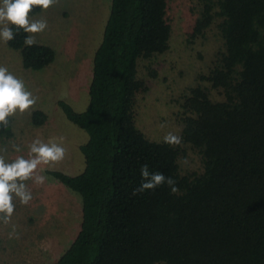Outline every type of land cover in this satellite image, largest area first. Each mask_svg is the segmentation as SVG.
<instances>
[{"label": "trees", "instance_id": "16d2710c", "mask_svg": "<svg viewBox=\"0 0 264 264\" xmlns=\"http://www.w3.org/2000/svg\"><path fill=\"white\" fill-rule=\"evenodd\" d=\"M168 0H111L102 40L92 59L88 104L58 107L87 134L79 147L83 171L49 174L81 198L80 229L53 264H264V0H200L190 38L213 25L223 43L211 70L180 97L179 145L147 138L136 125L135 103L149 92L138 64L169 50ZM34 6L30 16L41 13ZM24 70L55 61L49 46L24 44L23 29L9 25ZM218 91L221 100L213 99ZM46 115L34 111L33 127ZM14 136L13 120L0 125V144ZM185 147L200 168L182 174ZM176 181L133 194L141 167Z\"/></svg>", "mask_w": 264, "mask_h": 264}, {"label": "rangeland", "instance_id": "374dc122", "mask_svg": "<svg viewBox=\"0 0 264 264\" xmlns=\"http://www.w3.org/2000/svg\"><path fill=\"white\" fill-rule=\"evenodd\" d=\"M199 3L200 0H168L167 19L172 30L169 50L150 62L157 77H148V62L138 64L139 75L145 78L150 90L136 99V125L152 141H164L168 132L180 136V97L190 86L198 84L200 75L209 73L215 55L223 51L215 25L204 38H190ZM110 6L111 0H57L47 10L30 16V20H46L47 28L29 34L35 36L36 43L49 46L56 53L55 61L38 72L24 70L19 53L0 39V66L22 79L27 90L37 98L34 107L23 113L17 110L11 116L14 136L0 144V155L6 162L18 156L28 158L29 146L35 139L57 143L66 149L63 160L38 167L37 173L46 178L42 185L33 180L25 182L33 196L27 205L13 196L15 210L9 223L0 214V264H53L80 229V196L65 188L49 172L80 174L84 159L79 147L86 142L87 134L67 121L57 103L64 101L78 113L87 107L92 59L102 40ZM210 94L213 99H222L216 90ZM34 111L46 115L42 127H33L30 123ZM14 145L21 151H15ZM185 149L179 160L181 173L199 171L198 155L189 147Z\"/></svg>", "mask_w": 264, "mask_h": 264}, {"label": "clouds", "instance_id": "9594fccd", "mask_svg": "<svg viewBox=\"0 0 264 264\" xmlns=\"http://www.w3.org/2000/svg\"><path fill=\"white\" fill-rule=\"evenodd\" d=\"M57 3V0H2L0 6V39L5 43L15 38V33L9 25L23 29L25 33H40L47 28V21L40 19L30 20L29 14L34 6L47 10ZM36 43L34 35L24 39L26 46ZM37 98L28 91L22 79L17 78L4 66H0V125L8 126V117L15 115L17 110L21 113L35 106ZM163 126V125H162ZM164 143L175 146L181 143L182 138L168 132L163 137ZM14 150L21 151L18 145ZM66 149L57 143H44L35 139L29 146L28 158L18 156L11 162H6L0 155V214L4 222H10L15 210L13 196L18 197L21 204L27 205L33 198L32 192L27 188L26 181L33 180L37 185H42L45 177L37 173L41 165H49L63 160ZM143 182L140 187L133 190V194L146 190H155L158 186L167 184L173 193L178 191L176 181L166 177L160 172H150L148 165L141 167Z\"/></svg>", "mask_w": 264, "mask_h": 264}]
</instances>
